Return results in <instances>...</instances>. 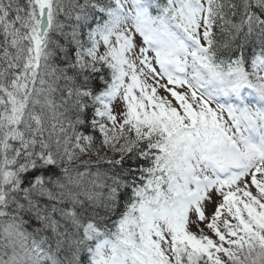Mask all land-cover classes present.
Here are the masks:
<instances>
[{
    "label": "snow or ice",
    "instance_id": "1",
    "mask_svg": "<svg viewBox=\"0 0 264 264\" xmlns=\"http://www.w3.org/2000/svg\"><path fill=\"white\" fill-rule=\"evenodd\" d=\"M0 264H264V0H0Z\"/></svg>",
    "mask_w": 264,
    "mask_h": 264
},
{
    "label": "rangeland",
    "instance_id": "2",
    "mask_svg": "<svg viewBox=\"0 0 264 264\" xmlns=\"http://www.w3.org/2000/svg\"><path fill=\"white\" fill-rule=\"evenodd\" d=\"M159 94L160 95H165V93L163 92V90H159Z\"/></svg>",
    "mask_w": 264,
    "mask_h": 264
}]
</instances>
